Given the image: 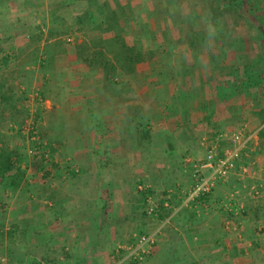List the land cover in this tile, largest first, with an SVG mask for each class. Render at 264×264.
<instances>
[{
	"label": "rangeland",
	"instance_id": "374dc122",
	"mask_svg": "<svg viewBox=\"0 0 264 264\" xmlns=\"http://www.w3.org/2000/svg\"><path fill=\"white\" fill-rule=\"evenodd\" d=\"M46 1H0V192L25 193L27 205L40 208L46 204L36 193L53 195L57 190L54 171L61 169V158L57 156L60 145L52 141L56 137L46 134L49 131L46 110L52 106L47 104V99L51 100L53 94L51 91L45 94V88L55 91L57 86L52 78L57 77L58 68L80 62L94 71L90 72V79L96 86L95 91L105 90L114 95L123 88L131 94L134 88L126 80L137 78V68L132 70L131 66L140 63L141 75L158 77L159 90L154 91L157 97L142 119L137 120V136L119 137L115 151L111 152L104 150L112 144L100 141L101 146L93 157L95 161L100 159L99 167L94 169L96 173L88 170L96 179L92 188H96V200L92 201L96 213L91 218L95 231L100 233L98 237L112 244L109 256L113 264L117 247H129L140 236H153L152 250L139 263L151 264L160 234H167L171 242L183 241V236L174 228L191 223L200 227L208 213L218 217L224 237L241 236V226L245 237L250 238L254 233L262 235L257 231L264 230V222L256 226L253 223L264 217L261 212L259 218L253 204L260 199L261 188L247 184L249 169L244 165L253 159L255 151L264 147V132L258 136L259 143L256 140L246 148V137L241 136L242 145L235 164L237 169L246 167L245 173L236 172L226 181L216 183L208 198L191 200L189 190L195 181L191 163L206 156L199 139L210 133L205 137L212 141L208 150L222 156L234 147L231 136L237 130L236 120L220 119L221 112L212 104L206 105V111L199 102L183 103L179 97L173 104L170 97L173 90L184 96L182 90L188 93L192 85L195 99L198 95L201 99L204 92L197 81H204L199 73L202 63L209 67L208 78L217 80L222 65H226L229 72L234 67L236 78L248 79L251 87L264 80V0H243V10L215 15L209 10L210 0ZM110 17L113 19L107 24ZM96 32L102 38H93ZM124 53L128 54V69L119 65ZM191 73L194 80L185 89L186 74ZM227 77L234 79L231 74ZM95 82L104 83L98 88ZM254 90L253 87L246 92ZM208 97H203V101L212 102L211 94ZM205 113L211 117L210 125L202 128L203 122L192 121L191 117L199 116L200 121ZM237 117L242 118L243 114ZM238 121L247 125L246 120ZM55 131L58 134L61 127ZM85 138L83 145L93 144L91 138ZM138 152L144 164L154 162L159 166L153 168L152 181V172L144 169L139 176L132 169L130 177L135 178L132 183L128 181L124 194L127 200L119 201L114 186L109 180V183L103 180L113 175L127 177L130 173L125 169H108L106 164L120 159L133 162ZM66 169L69 175H88L85 169L84 172L74 169L73 173ZM82 186L86 188L87 184ZM218 188L221 194H216ZM241 190L244 195L240 198ZM25 202L18 200L17 205ZM0 208L3 209L1 203ZM227 228H233L234 232L229 233ZM188 250L172 245L170 255L184 257ZM242 250L245 256L251 254L250 250Z\"/></svg>",
	"mask_w": 264,
	"mask_h": 264
},
{
	"label": "crops",
	"instance_id": "0c3cea01",
	"mask_svg": "<svg viewBox=\"0 0 264 264\" xmlns=\"http://www.w3.org/2000/svg\"><path fill=\"white\" fill-rule=\"evenodd\" d=\"M61 1L51 0L52 3ZM8 8L10 7L8 6ZM100 34V32H96L92 36L93 38H102ZM127 56L128 54L124 53L123 62L119 64L125 69H128L129 65ZM140 65L142 64L138 65L137 63L136 67L131 66L132 70L137 68V78L126 80V84L131 83L130 86L134 88V91L127 94L121 88L123 92L120 91L114 95L105 93V90L103 92L95 91L96 86H93L94 82L90 79V72L94 71H90L80 62L62 65L57 69V77L52 78H55L54 83L57 86L55 91L48 86L45 88V94L50 91L53 94L51 100L47 99V104L52 106L46 110V126H49V131L46 134L56 137L52 141L60 145L57 148V156L61 158L59 162L61 169L54 171L57 190L55 189L53 195L34 191L37 195H41V202L46 204V207L40 208L27 205L25 201L28 195L25 193L12 195L8 192H0V203L3 205V209L0 208V264H113L109 256L113 248L112 244L110 241L98 237L100 233L95 231L91 218V214L96 213L94 205L92 206L96 189L92 188H94L96 179L94 180L95 174H88V170H92L90 173H96L94 169L99 167L100 159L95 161L93 157H96V150L99 145L101 146L100 141H103V144L111 143L113 146L104 150L111 152L115 151L119 137L131 134L134 137L137 136L136 123L142 119L143 113L148 110L157 97L154 91L159 90L158 77L154 79L155 76L150 78L148 75H141ZM202 65L203 63L199 66V73L204 81H197L198 87H202L204 92L201 99L200 95L195 99L192 93L191 82L194 78L191 73L190 76L186 74L187 83L184 84L185 89L186 86L191 85L187 90L188 93L186 90H182L185 94L182 96V94H175V90H173L171 97L169 96L170 102L173 99L174 104L180 97L183 103L184 101H190L191 104L193 102L201 103L203 109H206V105L212 104L221 112L220 119L231 118L232 121H237L234 122L237 126L234 133L237 132L236 134L239 133L242 137H246L245 148L256 140L259 143L258 136L264 132V80L253 86L255 90L249 93L246 91L253 87L249 85L248 79L242 81L236 78L237 72L234 71V67L229 72L226 65H222V71L216 80L208 78V75H211L209 67L206 64L203 67ZM114 66L115 64H113ZM96 69L98 70V66ZM138 74L141 75L140 78L137 76ZM230 74L234 76L233 80H229L227 77ZM247 74L249 76L250 72L248 71ZM225 82H227L226 85ZM103 83L95 82L96 85L98 84V88ZM208 94H211L212 102L203 101V97H208ZM239 113L243 114L242 118L237 117ZM205 115L200 117V121L198 120L199 116H193L191 119L197 123L203 122L201 127L207 128L206 125H210L208 121L211 117L207 113ZM242 119L247 121L246 126L238 121ZM57 127H61L58 134L55 133ZM208 135L210 133L206 134V136ZM62 137H66L67 140L64 141ZM85 137H89V140L91 138L93 144L88 147L83 145L82 139H86ZM205 137L199 139V146L206 155L212 141L206 140ZM255 155L244 166H248L249 169L246 178L247 184L261 188L260 199L253 203L258 210L256 214L260 218L261 212L264 213V147L255 151ZM130 160H109L110 163H105L108 169H125L130 173L129 175L127 173V177L124 176L125 174L123 176L113 175L107 180H103V183L110 181L114 186V192L118 194L119 201L127 200L124 194L128 190L129 182L132 183L135 178L130 177L132 169H135L139 176L142 172L144 173V169L152 172L150 174L152 181L153 168L159 166L154 162L144 164L140 159V152L137 153L135 160H132L133 162ZM66 168H69L68 171L70 170L72 173L74 169L78 171L80 169L82 172L85 169L88 175L77 176L75 173L69 175L65 173ZM204 172L208 173L207 170ZM82 184H87L86 188H83ZM89 191H91L90 194H88ZM242 191L240 198L244 195ZM219 193L221 194L222 191L218 188L216 194ZM23 199L25 203L17 205V201ZM212 204L209 205L213 206ZM209 215L208 213L205 215L206 217L202 218L206 222L202 223L200 227L192 226L193 223H191L184 224L183 228H174L183 236V241L171 242L165 233L156 236L158 244L154 249L155 255L153 254L151 264H173L174 262L175 264H264V230L259 228L260 231H256L261 232L262 235L254 233L248 238L244 236V226H241V236L227 234L224 237L225 234L221 232L218 217L215 214L210 217ZM261 219V221H253V223L255 222L254 226L256 223L264 222V217ZM227 231L233 233L234 229L227 228ZM172 245H177L178 248H187V250L191 248V250H188V255L184 257H173L170 255ZM242 249L250 250L251 254L247 253L249 256H245ZM252 256H256L257 259Z\"/></svg>",
	"mask_w": 264,
	"mask_h": 264
},
{
	"label": "built area",
	"instance_id": "2783aa9c",
	"mask_svg": "<svg viewBox=\"0 0 264 264\" xmlns=\"http://www.w3.org/2000/svg\"><path fill=\"white\" fill-rule=\"evenodd\" d=\"M231 137V141L234 144L233 149L225 151L222 156L209 149L204 159L191 163L195 178L194 185L189 190L191 200L208 198L216 183L226 181L236 172L240 174L246 172V167L237 169L235 164L242 145L241 135L238 133L233 134ZM205 170L208 173L204 174ZM154 242L153 236H140L129 247H117L114 250V257L116 256L114 264L141 263L149 255ZM120 252H123L122 256L118 257Z\"/></svg>",
	"mask_w": 264,
	"mask_h": 264
},
{
	"label": "trees",
	"instance_id": "16d2710c",
	"mask_svg": "<svg viewBox=\"0 0 264 264\" xmlns=\"http://www.w3.org/2000/svg\"><path fill=\"white\" fill-rule=\"evenodd\" d=\"M215 2H217L218 4H216ZM243 6V0H210L209 2V10L213 15H215L217 12L228 13L241 11L243 10ZM252 16H255V13H253ZM112 19V17L108 18L107 24L108 22H111ZM104 24L106 25V21H104Z\"/></svg>",
	"mask_w": 264,
	"mask_h": 264
}]
</instances>
